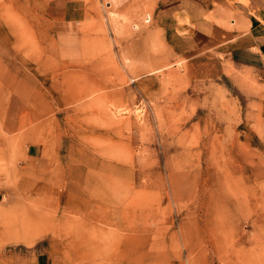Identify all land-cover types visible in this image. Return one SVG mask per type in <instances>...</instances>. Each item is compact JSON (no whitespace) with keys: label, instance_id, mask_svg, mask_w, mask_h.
Returning <instances> with one entry per match:
<instances>
[{"label":"rangeland","instance_id":"374dc122","mask_svg":"<svg viewBox=\"0 0 264 264\" xmlns=\"http://www.w3.org/2000/svg\"><path fill=\"white\" fill-rule=\"evenodd\" d=\"M214 25L264 0H0V264H264V66Z\"/></svg>","mask_w":264,"mask_h":264},{"label":"crops","instance_id":"0c3cea01","mask_svg":"<svg viewBox=\"0 0 264 264\" xmlns=\"http://www.w3.org/2000/svg\"><path fill=\"white\" fill-rule=\"evenodd\" d=\"M210 47L226 45L233 58L254 66H264V27L237 34L220 25L210 28L203 44Z\"/></svg>","mask_w":264,"mask_h":264}]
</instances>
